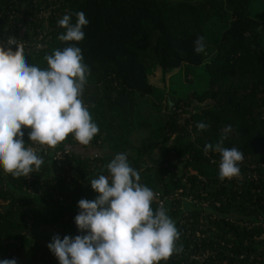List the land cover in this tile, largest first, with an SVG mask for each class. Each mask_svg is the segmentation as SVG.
<instances>
[{
    "label": "trees",
    "instance_id": "16d2710c",
    "mask_svg": "<svg viewBox=\"0 0 264 264\" xmlns=\"http://www.w3.org/2000/svg\"><path fill=\"white\" fill-rule=\"evenodd\" d=\"M32 3L0 0V40L12 32L35 43L45 34L38 52L24 54L40 69L54 50L79 47L89 70L81 100L99 132L88 145L69 135L43 150L22 126L24 143L39 148L43 163L27 177L0 169V259L59 264L47 247L52 236L86 234L74 222L78 201L94 200L89 182L107 176V164L126 153L140 183L155 194L153 211L163 205L180 234L182 251L160 264H264V22L253 15L255 0H64L47 23L37 13L53 0ZM79 11L88 20L84 38L60 41L65 29L57 21L70 13L75 23ZM6 14L12 15L8 30ZM207 27L216 29L215 50L204 63L205 51L197 54L194 41L205 42ZM202 65L203 92L175 98L166 91L178 70L189 81L191 68ZM156 69L162 88L149 81ZM142 106L159 114L138 139ZM221 138L223 147L243 155L239 175L224 180L220 154L204 151Z\"/></svg>",
    "mask_w": 264,
    "mask_h": 264
},
{
    "label": "clouds",
    "instance_id": "9594fccd",
    "mask_svg": "<svg viewBox=\"0 0 264 264\" xmlns=\"http://www.w3.org/2000/svg\"><path fill=\"white\" fill-rule=\"evenodd\" d=\"M64 14L57 21L65 32L62 42H79L82 27L88 24L82 11ZM194 51H205L204 38L194 41ZM47 68L31 65L23 49L13 52L0 46V169L14 177H27L43 163L31 148L25 147L22 126L30 128L28 138L39 145L55 147L71 135L81 145H88L99 128L81 96L88 74L82 63L81 49L68 46L46 56ZM198 130L207 125L198 123ZM230 130V126L225 131ZM209 150L220 154L218 178L239 175L242 153L235 147H223V138ZM107 176L101 174L89 183L98 193L94 200L78 201L74 217L84 235L62 239L53 235L47 245L59 264H160L177 247L179 232L163 205L153 211V190L140 183V175L130 166L126 153H118L107 164ZM0 264H17L15 259H0Z\"/></svg>",
    "mask_w": 264,
    "mask_h": 264
},
{
    "label": "rangeland",
    "instance_id": "374dc122",
    "mask_svg": "<svg viewBox=\"0 0 264 264\" xmlns=\"http://www.w3.org/2000/svg\"><path fill=\"white\" fill-rule=\"evenodd\" d=\"M171 2H176L180 0H168ZM190 2H196L199 0H188ZM253 15L258 18L259 20L264 22V0H255L254 6H253ZM216 29L207 27L205 29V56H204V63L208 62L212 55L214 54L215 50V44L213 42V37L211 35L212 32H214ZM204 65V64H203ZM202 66L191 68L190 74H189V81L185 79V72L184 70H178L176 73L177 76L173 78V80L170 82V86L168 85L169 80H167V86L166 91L172 94L175 98H182L187 96L190 93H201L203 92L208 85V77L207 74ZM160 75V70L156 69L155 72L149 77V81L152 85L157 86L159 88H162L165 86V79L162 81ZM162 81V82H161ZM170 87V88H169ZM200 107V105H197ZM157 111L148 110L147 108L143 107L141 108V112L139 115L140 124L138 125L139 128V135L138 139L144 138L148 132V124L156 123V119L158 116ZM86 150L81 149L80 152H84Z\"/></svg>",
    "mask_w": 264,
    "mask_h": 264
},
{
    "label": "built area",
    "instance_id": "2783aa9c",
    "mask_svg": "<svg viewBox=\"0 0 264 264\" xmlns=\"http://www.w3.org/2000/svg\"><path fill=\"white\" fill-rule=\"evenodd\" d=\"M33 3L35 4L36 0H32ZM64 0H53V4L52 6H49L47 8H43L41 7L39 9V12L37 13V20L38 21H42L44 23H47L49 20L56 18L59 14L60 11H58V7L60 5L63 4ZM35 13V12H34ZM12 18L11 14H6V19H4L5 21V30H8L9 25L11 24V22H9V20ZM25 21L29 24H31V22L33 21L31 17H27L25 18ZM12 28V27H11ZM14 28V27H13ZM13 28L11 31H13ZM45 34L40 33L37 37V40L35 41V43H32L28 40H24V41H19L16 40L13 36H12V32L11 33H3V36L1 37L0 40V46H5V48L7 49L8 47H11V49H15L16 50V46H20L23 49V54L29 55L31 54V52H38L39 49H41L42 45L38 42L39 40H42L44 38ZM25 147L31 148L34 152L38 153L39 152V148H43V150H45L47 148L46 145L41 146V147H35L31 144H25ZM62 155L60 153L56 154V159L61 158ZM170 199V198H169ZM205 257V254L202 255L200 258L199 256H195L192 255L191 258L193 259H197V260H202L201 258Z\"/></svg>",
    "mask_w": 264,
    "mask_h": 264
}]
</instances>
